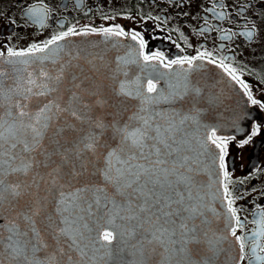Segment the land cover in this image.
Listing matches in <instances>:
<instances>
[{
    "label": "snow or ice",
    "instance_id": "snow-or-ice-1",
    "mask_svg": "<svg viewBox=\"0 0 264 264\" xmlns=\"http://www.w3.org/2000/svg\"><path fill=\"white\" fill-rule=\"evenodd\" d=\"M29 18L43 26L40 13L30 11ZM97 32L130 35L140 50L135 58L129 52L111 62L56 55L67 37ZM145 48L139 32L117 25L73 26L27 49L0 51V264H215L226 237L213 227L220 213L201 195L202 156L219 162L223 191L213 199L226 202L239 260L247 257L225 165L236 137L217 135L212 127L194 147L190 127L200 126L202 108L218 98H209L189 73L202 66L195 61L207 60L252 105L264 109V102L253 98L236 68L223 58L217 63L210 52L166 59ZM174 66L182 70L176 84ZM166 75L168 87L159 89ZM160 103L172 110H156ZM259 132L254 126L240 146ZM253 236L264 237V209ZM256 248L264 252L259 241ZM254 259L264 264V256Z\"/></svg>",
    "mask_w": 264,
    "mask_h": 264
},
{
    "label": "flooded vegetation",
    "instance_id": "flooded-vegetation-1",
    "mask_svg": "<svg viewBox=\"0 0 264 264\" xmlns=\"http://www.w3.org/2000/svg\"><path fill=\"white\" fill-rule=\"evenodd\" d=\"M30 11L41 14L43 26L29 18ZM117 25L126 32H139L146 54L159 51L166 59H176L207 51L217 63L223 58L237 69L253 98L264 102V0H0V51L27 49L73 26L80 31L85 26L99 29ZM249 31L251 39L246 35ZM225 36L229 38L223 39ZM195 63L202 65L199 73L203 75L208 70L225 73L207 60ZM237 86V96L244 100L247 112L234 130L219 134L236 137L228 143L225 165L235 198L233 206L242 222L237 235L244 237L247 257L239 260V242L233 237L238 247L234 264H260L254 256H264V252L259 248L253 252V247L256 241L264 245V237H254L253 233L260 229V209H264V109L252 105ZM254 126H259V134L241 147L240 141Z\"/></svg>",
    "mask_w": 264,
    "mask_h": 264
},
{
    "label": "water",
    "instance_id": "water-1",
    "mask_svg": "<svg viewBox=\"0 0 264 264\" xmlns=\"http://www.w3.org/2000/svg\"><path fill=\"white\" fill-rule=\"evenodd\" d=\"M60 43L64 48L63 52L56 54L57 56L67 58L69 53L72 56L79 54L88 59L103 56L108 62H111L116 57H126L129 52L132 53V58H135L140 50L139 45L129 37L105 38L103 35L95 33L70 36ZM4 67L7 68L8 66L5 65ZM131 67L135 69V65ZM157 67H159L160 72H165V69L158 64ZM200 68H194L189 73V79L204 88L209 98L218 99L214 105H205L202 108L200 126L192 124L190 127V139H192L194 147L197 148H199L201 138L206 134H210L212 127L217 128V135L220 133L228 134L229 130H234L237 127L247 112L244 100L237 96L239 92L237 84L226 73L213 74V71L208 70V73L203 75L199 73V70L201 71ZM181 71L178 66L173 68V72L170 75L174 78L171 80V83H178L175 77ZM143 75H146V73ZM168 83V75H166L164 79L158 82L157 86L159 89H164L168 87ZM130 103H135V101H131ZM172 107L170 104L160 103L156 106V110L171 111ZM209 148L218 155L219 150L215 149V146L211 145L210 142ZM201 159L204 161L200 177L204 185L201 195L205 196L206 202L210 207H214L216 212L220 213L219 218L214 220L213 227L218 228L220 230L219 234L226 237L221 245L222 251L216 253L214 261L215 264H234L238 257V248L230 234L232 222L228 224L225 220V217L229 215L227 213L226 202L222 203L219 198L213 199L214 194L219 196L223 191L222 184L220 183L222 181V172L219 169V162L217 160L214 164L212 159L206 156H202ZM109 264H111V261H109Z\"/></svg>",
    "mask_w": 264,
    "mask_h": 264
}]
</instances>
